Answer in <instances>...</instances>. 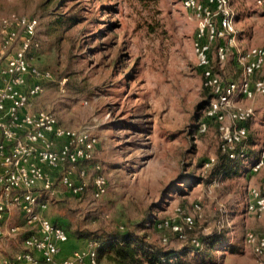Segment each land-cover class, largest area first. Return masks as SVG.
<instances>
[{"label": "rangeland", "instance_id": "obj_1", "mask_svg": "<svg viewBox=\"0 0 264 264\" xmlns=\"http://www.w3.org/2000/svg\"><path fill=\"white\" fill-rule=\"evenodd\" d=\"M231 5L238 45L264 44V6L256 0H231ZM0 9L39 20L33 63L50 69L55 81L36 99V109L99 137L94 163L107 177V193L96 200L90 186L81 200L63 189L44 194L48 217L81 231H137L152 244L178 251L177 264H256L245 237L249 230L264 232V214H248L245 206L251 187L264 193V168L250 170L264 144V98L252 102L255 116L246 123L248 159L225 173L229 162L220 124L207 120L213 96L203 86L193 50L199 25L194 11L181 0H0ZM61 14L78 20L58 25L54 19ZM224 42L212 43L213 64L224 80H237L241 69L233 52L224 63L217 59V46ZM204 120L208 126L201 132ZM93 174L91 166L90 183ZM182 211L195 219L186 238L159 227L166 220L182 224ZM150 219L156 222L148 226ZM15 223L18 213L9 220ZM219 231L239 251L222 246L217 260L196 259L192 239L204 241ZM23 249L21 236H4L0 264Z\"/></svg>", "mask_w": 264, "mask_h": 264}, {"label": "built area", "instance_id": "obj_2", "mask_svg": "<svg viewBox=\"0 0 264 264\" xmlns=\"http://www.w3.org/2000/svg\"><path fill=\"white\" fill-rule=\"evenodd\" d=\"M181 2L199 19L193 50L203 86L213 96L207 120L219 122L221 149L229 158L244 161L249 156L246 123L255 116L252 102L264 98V44L238 45L231 0ZM256 3L264 6V0ZM38 28L36 17L0 9V239L19 235L24 247L2 264H99L102 242L98 239H88L85 247L60 258L61 245L69 241V233L45 214L49 203L42 198L44 194H59L63 189L65 195L81 200L91 186L92 197L99 200L107 193L108 180L102 167L94 163L97 135L84 128L63 126L51 111L36 109V99L48 83L55 81L50 69L33 63L40 48ZM217 39L226 40L217 46L218 61L224 63L233 52L241 69L239 79L224 80L216 71L211 50ZM207 120L199 124L201 132L207 130ZM91 166L94 174L90 183L87 175ZM263 168L264 144L250 170ZM250 196L245 212L263 215L264 193L251 187ZM196 207L201 208L199 204ZM13 213L19 214L20 223L10 225ZM182 222L166 220L159 227L186 238V230L195 226V219L182 211ZM245 238L256 264H264V232L249 230ZM203 244L202 240L192 239L195 248L201 249Z\"/></svg>", "mask_w": 264, "mask_h": 264}, {"label": "trees", "instance_id": "obj_3", "mask_svg": "<svg viewBox=\"0 0 264 264\" xmlns=\"http://www.w3.org/2000/svg\"><path fill=\"white\" fill-rule=\"evenodd\" d=\"M77 20L78 18L74 15L67 19L66 15L61 14L54 19V22L58 23V25H64L66 22H75ZM206 92H208V89H206ZM225 156L229 162V167L225 169V173L230 174L232 173V169L234 167L232 164L241 162V160L230 159L227 153ZM154 222L156 221L150 219V224L148 226H151ZM57 223L61 224L67 230L70 237L86 240H100L102 242V246L98 250L99 264H101L102 261H105V264H177L179 258L182 256L176 250L152 244L147 240L146 235H141L134 230L126 229L121 231L120 229H117L98 233L96 231H81L77 228L72 229L71 224L65 226L60 222ZM142 226L146 227L145 224ZM203 243L204 244L201 249L195 248L191 245V250L195 252L196 259L206 262L217 260V250L222 246L232 253L239 251L237 245L230 240L227 233L224 231L208 235L204 239Z\"/></svg>", "mask_w": 264, "mask_h": 264}, {"label": "crops", "instance_id": "obj_4", "mask_svg": "<svg viewBox=\"0 0 264 264\" xmlns=\"http://www.w3.org/2000/svg\"><path fill=\"white\" fill-rule=\"evenodd\" d=\"M87 240L81 238L70 237L69 241L63 243L62 250L59 254L60 258L69 256L74 249L83 248L86 246Z\"/></svg>", "mask_w": 264, "mask_h": 264}]
</instances>
